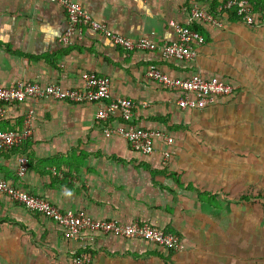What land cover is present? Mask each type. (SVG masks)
I'll list each match as a JSON object with an SVG mask.
<instances>
[{"label":"crops","instance_id":"1","mask_svg":"<svg viewBox=\"0 0 264 264\" xmlns=\"http://www.w3.org/2000/svg\"><path fill=\"white\" fill-rule=\"evenodd\" d=\"M74 1L113 31L157 44L175 39L172 22H190L192 3ZM223 1H199L222 25L191 22L205 38L194 45V57L164 60L158 50H125L87 26L82 36L63 43L67 18L56 0H0L1 85L82 88V73L94 72L110 79L107 100L135 101V124L164 130L173 139L172 144L156 141L150 154L136 151L124 138L103 133L98 102L0 103L5 108L0 130L22 129L29 110L35 116L31 139L0 149V176L62 210L145 221L177 234L186 245L169 251L145 240L89 231L82 239L67 238L53 220L0 193V264H70L83 251L92 255L90 264H264V235L252 228L258 214L248 206L244 210L242 197L243 190L258 187L252 176L257 165H243V158H258L264 141V0H249L253 24L234 11L217 14ZM151 63L175 77L219 76L234 92L205 108H182L178 92L146 77ZM18 155L28 160L23 176L17 174Z\"/></svg>","mask_w":264,"mask_h":264},{"label":"built area","instance_id":"2","mask_svg":"<svg viewBox=\"0 0 264 264\" xmlns=\"http://www.w3.org/2000/svg\"><path fill=\"white\" fill-rule=\"evenodd\" d=\"M64 9L67 27L61 40L70 44L73 37L82 36V27H89L107 37L111 42L125 50H158L164 60H191L195 55V44H202L204 36L192 27V23H208L220 26V18L215 12L199 5L200 0H190V22L186 24L172 22L175 31L173 41L157 44L143 36L130 38L113 31L108 25L95 18L79 2L74 0H56ZM217 14L234 11L238 17L248 24L255 22L249 0H225L218 6ZM145 75L160 85L179 93L177 103L182 108L200 109L213 104L218 97L234 92V86L219 76L195 74L190 77H175L162 71L155 63L147 66ZM82 88H63L58 83L41 84L38 82L17 81L12 86L0 84V103H20L27 98L60 99L73 103L98 102L96 118L103 122V133L106 136L118 135L128 141L131 148L143 154L154 151L155 143L162 140L172 144V137L164 130L143 128L133 122L136 103L128 97L109 99L110 79L106 76L83 72ZM0 104V118L5 108ZM34 112L29 110L22 129L0 130V149H13L32 138L34 131ZM163 162L170 156L165 151ZM17 174L23 176L28 168L25 155H18ZM0 193L11 200L22 204L28 210L47 216L64 230L67 238L82 239V233L100 232L122 238L141 239L151 242L169 251H182L186 248L183 240L175 233L154 226L148 222L134 220L122 222L117 219H98L85 209L62 210L47 198L34 195L0 176ZM92 255L89 252L75 253L70 264H90Z\"/></svg>","mask_w":264,"mask_h":264},{"label":"rangeland","instance_id":"3","mask_svg":"<svg viewBox=\"0 0 264 264\" xmlns=\"http://www.w3.org/2000/svg\"><path fill=\"white\" fill-rule=\"evenodd\" d=\"M262 131L264 133V127L262 128ZM260 148H259V156L258 158H243V165H248L252 164L253 166L256 164L258 168V174L257 175H252L254 178V183H258V187L256 189H253L250 191L248 190H243L242 197L243 199V205H244V210H246V207H250L248 209V212H251L253 214H258V219L259 221L257 223H252V228L253 229H258L260 232V235H264V141H260L259 143ZM247 192V193H246ZM246 193V194H244ZM250 193L253 194V199L250 200L249 198L246 197V195L249 196ZM258 194L262 195L263 197L259 198ZM246 199V201H245ZM253 201V204L247 203Z\"/></svg>","mask_w":264,"mask_h":264},{"label":"trees","instance_id":"4","mask_svg":"<svg viewBox=\"0 0 264 264\" xmlns=\"http://www.w3.org/2000/svg\"><path fill=\"white\" fill-rule=\"evenodd\" d=\"M244 197V196H243ZM246 197H249L248 195H246ZM258 197L259 198H261V197H263L262 195H260V194H258ZM85 252H87V251H85ZM90 253V252H89Z\"/></svg>","mask_w":264,"mask_h":264}]
</instances>
